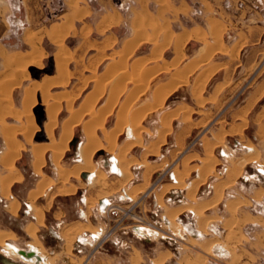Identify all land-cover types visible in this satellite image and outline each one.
I'll return each mask as SVG.
<instances>
[{"label":"crops","instance_id":"0c3cea01","mask_svg":"<svg viewBox=\"0 0 264 264\" xmlns=\"http://www.w3.org/2000/svg\"><path fill=\"white\" fill-rule=\"evenodd\" d=\"M77 1L78 0H61V11L59 13H54V11L51 9V5L55 6V1L52 0H0V82L4 81V89L7 90L8 88H10L12 90V92L11 90H9L10 92L8 93H11L9 96L11 97L12 103H7V101L4 102L2 100L5 90L3 88H1L3 91L0 89V96H2L0 97V106L2 105V107L0 108V115L6 113L5 111L8 112L9 110L10 112H15L16 110L21 111L22 109H24L23 107L26 104V92H34L33 90L35 89V86L27 87L29 83H22V86V84H18L20 83V81L18 82L17 80H24L27 75H38V77L36 76V80L33 81H37L39 82V84H42L45 81L46 83L50 82L57 75H63V73L60 72V67L67 63L71 75H74V58L69 61V57L74 56V49L76 46H70V44H68L69 40L73 38L78 32H85L86 30L92 29L94 34H99L100 30H108L109 27L111 28L112 26V30L115 32L125 30L126 32H124V34H121L120 37L122 41L120 45L114 49L112 55H106V59H108L107 62H105L106 66L104 70L100 71L99 75H141V78L146 80L148 82V85L146 87V90L143 89L141 91L142 93L139 92L136 95L137 98L139 96L143 97L147 95L150 90L149 87H151L161 77L165 78L166 75H169L166 80L163 79L159 81L158 84L153 88L152 101L146 102L145 105H143L149 106V108L151 109L148 110L149 112H147V115H149L143 121L144 127L147 126V118H150V116H154L155 113L160 110L166 103L167 99L169 100V98H171V96H173L174 94L179 95L178 97H180L181 95L179 101L186 100L194 106L203 107L207 103H211V100H208V98H204L202 96L205 86L207 85L209 80L212 79L209 85L210 87H212L211 85L215 84L216 91V87L218 86V84L223 83L225 79L224 75H228L229 66L234 64L233 60L235 61V59L232 58V55L236 53H238L240 58V62L235 65L236 71L241 72L243 70L242 65H245L243 74L263 75V77L260 79L257 85L245 95L243 100L244 102H242L234 111L238 113L240 118H243L248 113L250 114L249 117H252L254 114H256L257 118L260 117L259 115L264 109V8L256 9L249 3L245 4L243 0H241L243 2L242 5L239 6V0H230L232 9H227L224 6L225 0H199L202 13L200 14L199 18H195L193 14V5L188 0H133L128 13L131 24H128L126 26L124 23L121 25L113 24L116 23L119 15H124L121 10L114 6L113 0H96L95 2L88 3L87 5L85 3H78ZM158 1L162 4L164 3V5L160 7L161 5L158 3ZM262 1L264 2V0ZM93 13L99 15L98 20H92ZM178 20L179 22H177ZM64 25L66 26L63 29ZM62 31L63 34H61ZM140 31H143L142 33L145 34L143 35ZM228 32H232L230 41H228L227 39ZM139 33L142 34L141 37L139 36ZM213 34L215 35L213 36ZM135 37H137V39ZM58 38H61V41ZM62 38L64 41L62 40ZM57 39L59 42H57ZM42 42L43 46L41 47L40 45ZM181 42L182 44H180ZM178 47L181 49H177ZM156 50H158L159 53L154 52ZM226 50H230L231 54H228ZM40 55H42V57ZM58 55H61V57L58 58ZM23 59L24 61H22ZM38 60L41 61L39 62ZM133 63L134 65H132ZM21 64L23 65L21 66ZM192 66L194 68H192ZM108 67H111L112 70L108 69L106 71ZM121 71L125 72L126 74L123 72L121 73ZM180 71H184L185 73ZM210 71L213 72L211 73ZM201 72L204 73L201 74ZM16 74L22 76L18 77L16 76ZM11 76L14 77L13 79L17 77L16 80L12 81L13 79ZM192 77L194 85L192 91L183 94V91L187 86L186 84L189 80H192ZM200 77L201 80H199ZM5 78H11V81L10 79H7L5 81ZM173 79H178V81L176 80L177 83L175 82V80L172 81ZM213 79L215 81H213ZM166 83L168 85L173 83V86L175 87H173L172 85L168 86ZM6 86L8 88H5ZM132 87H134V85ZM167 88H170V94L164 100L163 104L157 105L155 101L157 92H159V90L167 91ZM52 89H54V87L50 89L51 94L57 93V91L53 92ZM130 89L132 90L133 88L130 87ZM35 92L37 100L36 105L39 104L38 108L42 109L45 112V115H41L40 119H38V123L41 126L45 127L46 122L48 121L47 104H45L42 99L41 91H38L37 89ZM213 93L215 94V92ZM210 94H212V92ZM203 101L205 103H202ZM52 102H54L53 98L50 99V103ZM7 105L9 106L7 107ZM155 105L156 108L154 107ZM101 106L102 105L99 104V107ZM185 107H187V111L185 110ZM35 109L36 108H33V111ZM67 109V104H65L64 110L66 111V113ZM182 110L186 113L185 117L187 119H189L188 117L192 114H194V116L196 117L197 115L195 114L200 112L194 111L192 108H189L186 105L179 107L178 111ZM178 114L179 113L166 115L168 118L164 116L163 124L165 126L169 125L168 130H171L170 123L171 121H173V118H175V120L173 121V125L176 131L180 132L185 127H187V121H185L187 119H184V116H181V118L176 117ZM9 117L12 118V116ZM200 119L201 117L195 120L199 121ZM13 120L14 122L19 121L18 119ZM62 120L63 118L61 119V121ZM255 121V119H252V123H254ZM257 124L258 123H255L254 126H256ZM83 127L84 126H82V124L76 126L79 132ZM242 127L243 125H240L238 127H234L233 130H242ZM260 127H262V125H258L256 127L258 130L255 131L249 128L250 137L252 138L254 145H251L250 142L246 143L241 141L242 139L239 137L228 138V142L231 148L237 149V151H241L243 149V155L240 157L241 160H239L240 158L233 160L231 162L232 165H228V170L226 166L223 170L221 168V165H226L225 158L233 157L234 153H231L229 155L223 148L220 149L219 156L222 159V162H219V169H222V175L220 179H217L212 183L207 182L209 177L213 174L218 160L214 153V147L205 144L204 154L206 156L204 155L199 157L197 155H194L187 158L188 160L186 159L185 161H188V165L183 163V169L179 170L178 172H174L175 180L169 177V179H171L173 183L165 185L159 194L154 195L151 203L152 210L149 213L150 217L167 228L176 239L179 236H182L181 234L173 230V224L175 223L178 216L179 221L183 224L195 223L196 228L202 231H205L209 224L218 227L219 229H221V231L223 229V232H211L208 236L204 235L203 237H193L200 246L199 248L202 249L200 250L198 255L193 254V256H191L189 254L190 259L187 258V264H264V178H260L261 181L259 184H254L253 182H243L244 177H249L251 181L253 180V178L255 177L254 166H259L262 170H264V132L260 130ZM1 128L2 126H0V130ZM120 135L123 136L120 142V148L128 140L135 139V133L132 127H127L126 130ZM148 137H150V135L147 133V131H145V138H143V142L146 147L149 145V143L154 142V140H150L148 139ZM158 137L159 134L157 135V138ZM75 138H78L77 135ZM165 138L166 140H172L171 136L168 137L166 136V134H163V139ZM223 138V136L219 137L217 143L222 142ZM3 140L4 138L2 139V141L0 139L2 151L6 150L7 148L6 142L4 144L2 143L5 141ZM20 141L22 143L28 144L27 139L26 137L24 138V136H22V139ZM234 141L242 143L243 146L241 148L235 147L233 145ZM85 142L86 141H84V143ZM164 144L165 143L162 140L161 145ZM145 145H143L144 147H136L135 149H133L132 152L129 153L130 156L143 161V153L146 150ZM32 147H34V145L29 147V150L33 152ZM154 153L155 152H152L150 154ZM69 154L70 152L67 154V157H69ZM210 155H212L215 159H213L212 162H206L205 160H208V157ZM22 156H24V158L27 157L26 151L22 152ZM161 158L162 156L155 158V156L152 155L151 159L156 160ZM191 159L195 161V164L189 166V161H192ZM115 160H117L116 156ZM242 163L244 164V166ZM136 164L138 163H135L134 165ZM47 165H49V168H52V171L50 172V175H52L51 177L57 178L59 175V168L53 160L51 152H49L48 154ZM212 165L215 167L212 168ZM141 166H145V169ZM141 166L131 168L132 174L134 173L132 175L131 181L127 183L126 187H124L125 185L121 186L127 193V196H125V198L131 199V193L133 192V190H135V187L139 188L138 192H141L144 191L145 187L149 184L148 178L153 166L147 164H143ZM210 166L212 167L209 168ZM245 166L246 169L243 171ZM188 168L189 171H187ZM161 169L162 168H160L159 170ZM55 170L57 172V175ZM206 170L211 171L210 174H207L209 172H205ZM103 171H105V169ZM119 171L120 173H115L113 171L110 173L106 172V174L109 175V178L115 176L117 180H121L123 176H121L120 169ZM193 171L195 172L193 173L194 175L192 181L190 182V184H188L186 182V178H188ZM251 173L254 174L251 176ZM11 174L14 173H10V175ZM16 175L18 176L19 174ZM134 175L136 177L135 180ZM180 178L183 179L181 180ZM140 179H143L144 182L136 184ZM117 180H111L110 183L116 184ZM145 182L148 183L146 184ZM19 184L20 183L18 182L14 184V188ZM192 187H195L194 190ZM201 187L203 189H209V192L212 190V193L208 195L199 193L198 197V191ZM89 189L103 190L104 188L91 187L90 184ZM171 189H178L171 194L173 195L175 193L178 197H181V202L178 203L177 201V203L170 208L167 214H162L158 216L159 219H157V215L159 214L158 212L161 207V202L163 201V196ZM184 190H186L185 194L182 195L181 193H183ZM218 190L221 193H218ZM10 191H12L10 195L4 196V194L2 193L0 180L1 195L5 199H9V204L7 203V205H4V207L6 208L7 212L11 216H13L17 215L20 212L21 201L17 195L13 194V189ZM118 191L119 190H115L113 192L116 193ZM189 191H191V193ZM75 194L77 193H71V195ZM217 194H220V196H218ZM100 197V199L105 197L110 202H112V197H109L107 192L101 193ZM219 197L221 198L219 199ZM24 199L30 202L35 207L33 208V214L35 218L30 220L29 224L32 223L36 225L37 228L36 235L34 237L28 233V227L30 225H27L25 227L26 235L32 238V241L27 247L33 248L34 246V248H36L37 250V253L42 255L44 253L42 252L43 249L39 245L37 239V231L38 224H42L44 221V215L43 220L39 222V220H37L35 212L38 209L37 206L34 205L35 203L29 197ZM216 199L218 200L217 202ZM16 201L19 204V208L18 211L14 213L11 211L10 205ZM198 206H201L202 208H197ZM207 209H209V216L204 218L201 223V217L195 216V214L201 215ZM60 211L63 212L59 206H56V208L53 209L50 215V219L53 221L61 220L62 218L58 216V213ZM173 211H175V214L173 213ZM102 212L104 213V211ZM65 215L66 213L63 212L62 216L64 217ZM166 218L168 219V223L166 222ZM89 221L90 218L85 215V219H71V221H67L64 225H71L77 222L88 223ZM83 226L85 225L76 227L72 237ZM41 230H45V227L42 225H40L39 227V232H41ZM130 230L133 231L131 228ZM59 231L60 235L63 238V242L65 243V241H67V245L64 246L65 252H71L73 248L71 242L72 237H70L69 235L67 237V240H65L60 229ZM103 231L105 230L97 231V236L95 238L89 235V237L86 239L96 240L98 234ZM134 234L145 243H151L150 241L148 242L143 239L137 233ZM41 237V239L45 240L43 236ZM173 237H167L163 236L162 234L153 233L150 236V239L151 241L160 238L175 240ZM237 237L241 239L240 242L237 240ZM86 239L82 237L76 239L77 241L75 243V247L79 248L80 246L84 245ZM57 243L60 244V242ZM124 244V242L121 243L119 245L120 248L124 246ZM234 246L236 247V250H233L232 247ZM119 251L117 252L119 253ZM171 251L169 249H162L161 251H159L156 254V258L154 260L156 264H171L170 262L172 261V256L169 255ZM103 255L104 256H101L93 264H118L115 261L118 254L104 253ZM44 257L45 261H49L46 255H44Z\"/></svg>","mask_w":264,"mask_h":264},{"label":"rangeland","instance_id":"374dc122","mask_svg":"<svg viewBox=\"0 0 264 264\" xmlns=\"http://www.w3.org/2000/svg\"><path fill=\"white\" fill-rule=\"evenodd\" d=\"M52 1H55V6L51 5V9L54 11V13L55 12L59 13L62 8L60 6L61 0H52ZM95 1L96 0H78L77 2L85 3L87 5L88 3H93ZM188 1H190L191 4L193 5L194 17L199 18L200 14L202 13L199 0H188ZM243 1L245 2V4L249 3L252 7L256 9L264 8V2L262 0H243ZM113 2H114V6L118 8L119 10H121L124 14L123 16L119 15L118 20L116 21V23H113V24L121 25L124 23L126 26L128 24H131L128 13L130 10V6L133 3V0H113ZM230 2H231L230 0L224 1V6L227 9H232L231 8L232 5L230 4ZM238 2H239V6H241L243 3L241 0H239ZM158 3L161 5L160 7L164 5V3L162 4L159 1ZM92 17H93L92 20L96 21L98 20L99 15L93 13ZM177 22H179V20ZM124 32H126V30L115 32L112 30V26L111 28L109 27L108 30H105V29L100 30L99 34H94L92 29L86 30L85 32H78L68 42L70 46H73V45L76 46L74 49V56L69 57V61L74 58L73 60V64H75L74 75H71V72L68 69V66H67L68 63H67V64H64L60 68V72L65 73L66 69L69 72L66 70L65 75H62V76L57 75L53 80L50 81L51 83L50 82H47L48 84L42 83L44 84L42 85V84H39V82L37 81H33V80H36V76L38 77V75H27V77H25L24 80L22 79L20 80L22 81L20 84L29 83L27 87L34 85L35 89L33 91H36L37 89L41 91L42 97H43L42 99L44 103L45 104L48 103L47 110L50 111V113L47 111V114L49 113L51 116L52 115L53 116L51 117L48 114V121L46 122V125H49V127L46 125L45 127H43L38 123L39 121L38 119H40L41 115H45V112L42 109L38 108L39 104L36 105L37 100H36L34 92L26 95V101H27L26 104L28 103V105L32 107L31 111H32V115L34 117V120H35L34 122L36 125V130L33 135V140L37 143L39 142L43 145L45 144L44 146L50 145V149H47L45 151V155H44L45 164L41 168V174H37L36 172H34L35 171L34 165L36 161L35 149H33L34 147H32V150L34 151L32 152L31 150H29V147H31L29 146V144L22 143L21 141H19L21 142V145L19 148L18 157L14 161L13 165L6 166L5 165L6 162L2 159V157L0 158V179L2 177H5V175L8 176V174L10 173H14L11 175H15V174L20 175V178L18 179V181L13 183L12 186L10 187V190L13 189V193L16 194L19 199L28 198V197L31 198L29 195H31V192L37 187L38 183L44 178L52 180V184H50V186H48L43 191L42 194H40L36 199L33 200V202L35 203L34 205H36L38 208H41L44 213V221L42 224H38V231H37V239H38L39 245L43 249L42 250V252L44 253L43 256L46 255L47 259H49L50 261L49 262L48 260H46L48 263L45 261L44 264H93L101 256H104L103 255L104 253L105 254L106 253L118 254L115 260L118 264H156V262L154 261L156 258V254L162 249H169L170 251L172 250L171 253H169V255L172 256V261L170 262L171 264H180V263L187 264L186 261H187V258L190 257L189 254L191 256H193V254L198 255L200 250L202 249V248H199L200 246L198 245L197 241L193 237H203L204 235L208 236L210 235L211 232H223V229L221 231V229H219L218 227L209 224V226H207L205 231H202L196 228L195 223L183 224L182 222L179 221L178 219L179 216H178L176 218L175 223L173 224V230L175 232H178L182 236H179L176 239L171 234V236L175 240H172V239L168 240L165 238H160L157 240L150 241L151 243H145L130 230V225L133 224L134 219L131 215H129V210L132 207H134V205H137L136 208L134 209L135 211L134 213H136V216H139V218L142 216L145 220H148V221L152 220L149 213L152 210L151 203H152V199L154 195L159 194L165 185L173 183V181L169 179V174L172 172L174 173L175 171L178 172L179 170H182L183 163L187 158L194 156V155H197L199 157L204 156L205 155L204 154L205 144H208L209 146H213L214 153L216 155L218 163L216 165L215 170L213 171V174L209 177L207 181V182L212 183L213 181L220 179L222 175V169H219L220 167L219 162H222V159L219 156L221 148H223L229 155L231 153H234L233 157L225 158V163H226L225 166L227 167V170H228V165L231 166L232 165L231 162L233 160H236L243 155V151H242L243 149L242 150L239 149L241 151H237V149L231 148L228 142V138L239 137L242 139L241 141L246 142V143L250 142L251 145H254V142L252 138L250 137V129H253L254 131L258 130L256 127L258 125H262V127H260V130L264 132V109L261 111L259 115L260 117L258 118L256 117V114H254L252 117H249L250 115L249 113L246 114L243 118H240L238 113L234 111L237 107H239V105L242 102H244L243 100H244L245 95L249 91H251L257 85L260 79L263 77V75L243 74L245 65H242L243 70L241 72L236 71L235 65L240 62L239 55L238 53H236L232 55V58L235 59V61L233 60L234 64L229 66L228 75H224L225 79L223 83L218 84V86L216 87V91H215V84L211 85L212 87H210L209 85L212 79H210L209 82L207 83L202 96L204 98H208V100H211V103H207L203 107L194 106L191 103L187 102L186 100L179 101V99L181 98V95L180 97H178L179 95L174 94L173 96H171V98H169V100L167 99L166 103L162 106L160 110H158L155 113L154 116H150V118H147V126L145 127L143 126L144 125L143 121L149 114L148 115L146 114V116L142 119L140 123V136H141L142 143L141 145L139 146L137 145L136 147H144L143 145L145 144L143 142L144 140L143 138H145V131H147V133L150 135L148 139L154 140V143L152 142L149 143L147 147L145 145L146 151L143 153V157L146 155L147 150L151 144H156L159 150H157V152L155 151L154 154L147 153V156H145L146 159H144L145 161H143L144 163L142 162V160H139L135 157L130 156L129 153H131L132 150L136 148L135 146L130 150L129 153H127L128 159H134V160L137 159V162H138L137 165H134L131 168H134L136 166H141L143 164L144 165L148 164L153 167L151 169V172L148 178L149 184L145 187L144 192L143 191L137 192L139 190H134L131 195V199H133L134 201H130L131 199L125 198L127 193L124 190V188H122L119 185L120 180L119 179L117 180L115 176L109 178V175L106 174V172L108 171L106 170L103 171L104 167L99 165V163L96 161V158L98 154L100 153V151H105L115 156L119 154L120 142L123 137L120 134H122L126 130L127 127H134L133 120L131 119V117H133L135 112H138L142 109L149 108V106L145 107L143 105H145L146 102L152 101L153 88L158 84L159 81L163 79L166 80L169 75H166L165 78L161 77L152 86L150 85L151 87H149L150 90L148 94L143 97L139 96L138 98L136 97V95L139 92H141V90L145 89L146 86L148 85V82L146 80L144 79L139 80L141 78V75H128V77L127 75H99L100 71L104 70L106 66L105 62H107L108 60L106 59V55H112V53L114 52V49L120 45L122 41L120 36L121 34H124ZM231 34L232 32H228V35H227L228 41H230ZM40 46L41 47L43 46V42L41 43ZM226 51L228 54L229 53L231 54L230 50H226ZM60 57L61 55H58V58ZM108 69L112 70L111 67H108L106 71ZM19 76L21 75H18V77ZM11 77L12 79L14 78L13 76ZM58 78H59V81H58ZM7 79L11 80V78H5V81ZM191 79L192 80H189L188 83L186 84L187 86L185 87L183 94L189 93L190 91H192V88L194 87L193 77ZM214 79L213 81H215ZM63 80L64 82L62 83L61 81ZM131 80L132 82H130ZM133 80L135 81L133 82ZM142 81H144L145 83ZM58 82L61 84L59 85ZM3 83L4 81L0 82V85H1L0 89L2 88ZM48 85L51 88L54 87V89H52L53 92L57 91V93H54L55 95L51 94L50 92L51 88ZM133 85L134 87L135 86L136 87L132 89L130 93L129 91L130 87L132 88ZM96 86H99V87L102 86V87L101 89H99ZM113 86L114 88H112ZM41 87H43L44 90ZM111 89H113L115 93L117 92L118 94L113 93L112 92L113 90ZM47 91L49 94L47 93ZM99 91H101L103 94H101V92L99 93ZM133 91H136V92H133ZM211 92L213 96L212 94H210ZM213 92H215V94ZM111 94H113L112 98H111ZM114 95H117L116 99H115L116 96L114 97ZM113 97H114V100H113ZM3 98H5V96H3ZM3 98L2 100L5 102L6 100ZM51 98H54L53 99L54 102L52 103H50ZM58 100L60 101V103ZM110 101H112L113 103H110ZM83 103L87 105L85 106ZM88 103L90 104L88 105ZM108 103L109 105L112 104L113 106H112L110 115L106 118L104 122L106 131L107 132L109 130L111 131L112 127L114 126V123H115V126L113 128L117 126V124L120 121L119 117L122 118L121 121H122L123 131L119 134L117 138L116 148L112 152H108L106 151V150H109V144L107 141L106 131H104L100 127V125L98 126L96 125L95 131H96L97 137L101 141L103 148L104 147L105 148L104 149L102 148V150H99L97 153L94 154L93 161H94V164L96 165V169L100 171L102 170L106 174L105 177L107 178V181L110 183L111 180L113 181L117 180L116 184L110 183V186L104 188L103 190H96V189L90 190L89 189V184H91L90 179L84 180L82 175H80L79 177L70 176L68 181H62L60 179V174L58 175L57 178L51 177L52 175H50V172L52 171V168H49V165H47V160H48L49 152L52 153V157L54 160V152H53L54 143L55 145L56 144L60 145L61 142L63 141V138H65L64 136L67 133L69 126H73L72 139L69 142L68 148H66L65 151L63 152L59 165L58 164L56 165L58 166V168L59 166L63 168L65 167L71 168V169L74 168L75 164H78L80 162V159L78 157L77 159L72 160L67 157V154L69 152L72 153V155L74 154V147L71 146V142H73L76 135L79 139L78 142L87 141L86 125H88L89 122L90 124H93L95 122L97 123L98 117H96L94 114L97 113V115H99L100 114L99 109L105 106L107 107L108 105L106 104ZM202 103H205V102L203 101ZM65 104H67V107L71 106L72 108H74L77 111V115L74 116L68 124L60 123L61 125L54 127L52 129L54 137L53 138L49 137L47 133V129L50 128V125L53 123L54 119L61 121V119L65 118L67 114L66 111L64 110ZM99 104L102 106L99 107ZM82 105L84 106L83 109L81 107ZM184 105L188 106L189 108H192L194 111H200V112L195 114L197 115L196 117L194 116V114H192L188 117L189 119H187L185 117L186 113L184 111H180V112L178 111L179 107L184 106ZM121 106L123 107L124 111ZM33 108H36V109L33 111ZM51 110L53 112H51ZM118 111L121 112V114ZM173 113L174 114L179 113L176 116L178 118H181V116H184V119H187L185 120L187 121V127H185L180 132L176 131L173 125L174 123L173 121L175 120V118H173V121L170 124L172 128L171 130H168V126H165L163 124L164 116L168 114H173ZM11 114L9 113L7 115L12 116ZM7 115H5L6 117L4 116L0 119V126H3L4 124L19 125L20 123H22L24 119L23 117L18 118L16 115H14L12 116V118L19 120L17 122L16 121L14 122V120ZM199 117H201V119L199 121H196L195 119ZM252 119H255L256 121L252 123ZM77 122L79 124H77ZM255 123H258V124L254 126ZM80 124H82V126L84 127L79 132L76 126H79ZM240 125H243L242 130H235V131L233 130L234 127H238ZM157 133L159 134L158 138H157V135H158ZM163 133L166 134V136L168 137L171 136L172 140H168V139L166 140V138L163 139ZM0 134L5 140V141L3 140L4 142L2 143L4 144L6 142L7 149H8L10 146V141H8L1 132ZM1 136H0V139L2 141L3 138ZM22 136H24V138L26 137L25 133H23L20 130V132L17 134V139L21 140ZM222 136L224 137L222 142L217 143L219 137H222ZM136 138L137 136L135 137V139ZM161 139L164 141L165 143L164 145H161L160 143L162 141ZM77 145L78 143L74 146H77ZM4 151H2V147H1L0 152L2 153ZM23 151H26L27 157L25 158L24 156H22ZM152 155L154 156L156 155L155 158H158L159 156L160 157L162 156V158L152 160L151 159ZM205 161L208 162V160H205ZM187 163L188 161L184 164H187ZM193 164H195V161L193 160L189 161V166ZM141 167H144L145 169V166H141ZM160 168L162 169L159 170ZM245 169H246V166L244 167L243 171ZM160 172L161 174H158ZM165 172L167 174L163 176L162 174L163 173L165 174ZM194 172L195 171H193L191 175L188 178H186V182L188 184H190V182L192 181ZM253 174L254 173H251L250 175L252 176ZM56 175H57V172H56ZM135 179L136 177L134 178V180ZM182 179L183 178H181V180ZM17 182L20 183L18 185L20 187L15 190L14 184H16ZM143 182L144 180L140 179L139 181H137L136 184L143 183ZM72 185L74 186L76 185L75 186L76 189L73 192L66 194L60 191L63 189V187H71ZM10 190H9L8 195L12 193V191ZM115 190H119V191L115 193L113 192ZM177 190L178 189H171L163 196V201L161 203V207L158 212L159 214L157 215V219H159L158 216L162 214H167L170 208L177 203L178 199L176 198V194H173V195L171 194L172 192L177 191ZM208 190L209 189L207 188L203 189L201 187L198 191V197H199V193H202L205 195L211 194L212 190L210 192ZM78 191H83L81 193L82 200L84 201V203H82V206L84 209H86L85 215L88 218H90V221L88 223L77 222L71 225L66 224L63 227H60V230L65 240H67V237L69 235L70 237H72L73 232H75L76 227H79L80 225H85L80 230H78V232H76V234H74V236L71 238L73 248L71 252L67 253L64 250V246L67 245L66 244L67 241H65V243L62 242L59 244L53 241L52 239H50L48 236V233L46 230L47 228L45 224L48 225V223H46V219L50 217L53 209H55L56 206H59L61 210L66 213L67 217H70L72 219L76 211L75 202L78 201V198H77ZM185 191L186 190H184L183 193L181 194L182 195L185 194ZM103 192H107L108 196L112 197V202L114 203V207H116L118 211L120 210L119 213L117 210H115L117 212H109V211L105 212L104 211L103 213L102 210L99 209L98 205L100 201V195ZM71 193H77V194L71 195ZM21 207H22V204H20V208ZM208 210L209 209L204 211L201 215L195 214V216L201 217V223L204 218L209 216ZM63 212L60 211L58 213V216L63 218L62 216ZM127 213L128 215H126ZM118 216L122 218H121L120 224L116 226V221H117L116 219ZM15 218L17 220H14ZM30 220L32 219L21 218L19 216V213L17 215L11 216L7 212L5 207L0 204V233L3 232L7 234L8 239L6 242H12L15 245H17V247L19 246L21 248H26L29 245V243L32 241V238L26 235V232H25V227L29 224ZM155 222L158 223L157 221ZM158 224L160 225V223ZM40 225L44 226L45 230H41V232H39ZM99 230H105L106 232L112 231V236L106 239V241H104L100 245H98L97 241L95 240L86 239L89 237V235L95 238L97 236L96 233ZM41 236H43L45 240L41 239L42 238ZM79 237L85 238L86 240H85L84 245H82V247L80 246L79 249H76L75 243L77 241L76 239H78ZM241 239H242V236H241ZM241 239L237 237V240L239 242ZM123 242L125 244L124 246L120 248L119 245ZM5 243L2 245L0 244V259H8L10 261H14L19 264H38L34 260H28L26 258H22L17 253L10 252L8 249L5 248ZM54 248H56V250ZM232 248L233 250H236L235 246ZM117 251H119V253ZM185 255H188V256H185ZM41 263L43 264V262ZM0 264H3L2 261H0Z\"/></svg>","mask_w":264,"mask_h":264},{"label":"bare ground","instance_id":"6f19581e","mask_svg":"<svg viewBox=\"0 0 264 264\" xmlns=\"http://www.w3.org/2000/svg\"><path fill=\"white\" fill-rule=\"evenodd\" d=\"M83 10V9H82ZM137 17V16H136ZM56 25V24H55ZM65 26L66 25H64V27H63V29L65 28ZM68 26V25H67ZM68 28V27H67ZM165 30V29H164ZM61 31V30H60ZM59 31V32H60ZM59 32H58V34H59ZM141 33L143 32V31H140ZM68 33V32H67ZM139 33L140 35V37H141V35L143 34H145V33ZM61 34H63V31H62V33ZM136 35V34H135ZM187 35V34H186ZM196 35V34H195ZM215 34H213V36H214ZM138 36V35H137ZM180 36V35H179ZM58 37V36H57ZM61 37H64V36H61ZM136 39H137V37H135ZM187 38V37H186ZM59 39V38H58ZM58 39H57V42H59L58 41ZM61 39V38H60ZM59 39V40H60ZM145 39V38H144ZM183 39H185V38H183ZM62 40H63V38H62ZM140 40V39H139ZM61 41V40H60ZM64 41V40H63ZM186 41V40H185ZM176 42H177V40H176ZM178 42H179V40H178ZM183 42V41H182ZM182 42L180 43V44H182ZM124 45V44H123ZM129 45V44H128ZM127 45V46H128ZM137 45V44H136ZM166 45V44H165ZM178 45V44H177ZM184 45V44H183ZM216 45V44H215ZM126 46V47H127ZM132 47V46H131ZM210 47V46H209ZM157 48V47H156ZM128 49V48H127ZM135 49V48H134ZM177 49H181V48H177ZM206 49V48H205ZM159 50V49H158ZM158 50H156V51H154V52H158L159 53V51ZM181 51V50H180ZM222 51V50H221ZM121 52V51H120ZM129 52V51H128ZM64 54V53H63ZM130 54V53H129ZM205 54V53H204ZM13 55V54H12ZM31 55V54H30ZM161 55V54H160ZM29 56V55H28ZM27 56V57H28ZM41 57H42V55H40ZM35 57H38V56H35ZM144 58H146V57H144ZM178 58V57H177ZM202 58V57H201ZM37 59V58H36ZM62 59V58H61ZM125 59V58H124ZM26 60V59H25ZM32 60V59H31ZM17 61V60H16ZM22 61H24V59L22 60ZM39 61V60H38ZM41 61V60H40ZM39 61V62H40ZM150 61V60H149ZM174 61V60H173ZM180 61V60H179ZM200 61V60H199ZM19 62H20V59H19ZM39 62H38V64H39ZM23 63V62H22ZM67 63V62H66ZM31 64V63H30ZM116 64H118V63H116ZM174 64V63H173ZM23 64H21V66H22ZM132 65H134V63L132 64ZM175 65V64H174ZM19 66V65H18ZM17 66V67H18ZM25 66V65H24ZM121 66H123V65H121ZM62 67V66H61ZM60 67V68H61ZM15 68V67H14ZM21 68V67H20ZM189 68V67H188ZM192 68H194L193 66H192ZM211 68V67H210ZM65 70V69H64ZM64 70H63V72H64ZM67 70V69H66ZM66 70H65V73H66ZM146 70V69H145ZM149 70V69H148ZM192 70V69H191ZM194 70V69H193ZM68 71V70H67ZM185 71V70H184ZM184 71H180V72H184ZM187 71V70H186ZM189 71V70H188ZM206 71V70H205ZM209 71V70H208ZM214 71V70H213ZM212 71V72H213ZM69 72V71H68ZM123 71H121V73H122ZM149 72V71H148ZM193 72V71H192ZM191 72V73H192ZM211 72V71H210ZM211 72V73H212ZM18 73V72H17ZM65 73H63V75L65 74ZM123 73H125V72H123ZM175 73V72H174ZM185 73V72H184ZM204 73V72H203ZM202 72H201V74H203ZM61 74V73H60ZM126 74V73H125ZM147 74V73H146ZM189 74H190V72H189ZM7 75H9V74H7ZM16 76H18L17 74H16ZM22 76V75H21ZM59 76V75H58ZM62 76V75H61ZM67 76V75H66ZM173 76H175V75H173ZM201 76V75H200ZM202 76H204V75H202ZM209 76V75H208ZM20 77V76H19ZM120 77V76H119ZM123 77V76H122ZM127 77H128V75H127ZM177 77V76H176ZM188 77V76H187ZM186 77V78H187ZM69 78V77H68ZM208 78V77H207ZM206 78V79H207ZM63 79H65V78H63ZM109 79V78H108ZM134 79V78H133ZM143 78H140L139 80H142ZM150 79V78H149ZM9 80V79H8ZM14 80H16V78L15 79H13L12 81H14ZM175 79H173L172 81H174ZM177 81H178V79H176ZM175 80V82L177 83V81ZM198 80V79H197ZM196 80V81H197ZM199 80H201V77H200V79ZM11 81V80H10ZM18 82L20 81V80H17ZM58 81H59V78H58ZM68 81V80H67ZM135 80H133V82H134ZM150 81V80H149ZM185 81V80H184ZM183 81V82H184ZM18 82H15V83H18ZM22 81H20V83H21ZM56 82H57V80H56ZM62 83L64 82V80L63 81H61ZM119 82V81H118ZM127 82V81H126ZM131 82H132V80H131ZM137 82V81H136ZM135 82V83H136ZM142 82H144V81H142ZM182 82V83H183ZM187 82V81H186ZM14 83V82H13ZM20 83H18V84H20ZM44 83H46V81L44 82ZM51 83V82H50ZM49 83V84H50ZM59 83V82H58ZM88 83V82H87ZM117 83V82H116ZM145 83V82H144ZM174 83V82H173ZM173 83L172 84H170V85H168L167 83V85L168 86H173ZM180 83V82H179ZM185 83V82H184ZM183 83V84H184ZM17 84V85H18ZM48 84V83H47ZM53 84H54V82H53ZM61 83H59V85H60ZM141 84H143V83H141ZM166 84H165V86H166ZM181 84V83H180ZM11 85V84H10ZM21 85V84H20ZM36 85V84H35ZM42 85H44V84H42ZM55 85H57V84H55ZM103 85V84H102ZM105 85V84H104ZM136 85V84H135ZM145 85V84H144ZM1 86V85H0ZM5 86V85H4ZM12 86V85H11ZM15 86V85H14ZM13 86V87H14ZM34 86V85H33ZM49 86V85H48ZM53 86V85H52ZM138 86V85H137ZM161 86V85H160ZM159 86V87H160ZM39 87V86H38ZM50 87V86H49ZM97 88H99V89H101V87H99V86H96ZM116 87H118V86H116ZM136 87V86H135ZM135 87H132L133 89L135 88ZM147 87V86H146ZM173 87H175V86H173ZM206 87V86H205ZM2 88H3V85H2ZM5 88H8L7 86L5 87ZM42 89H43V87H41ZM45 88V87H44ZM51 88V87H50ZM49 88V89H50ZM112 88H114V86L112 87ZM163 88H165V87H163ZM4 89V88H3ZM34 89V88H33ZM141 89V88H140ZM139 89V90H140ZM161 89V88H160ZM169 89L170 88H167L166 90L167 91H160L159 90V92H157V94H156V103H157V105H161V104H163V102H164V100L168 97V95L170 94V91H169ZM2 90V89H1ZM0 90V91H1ZM5 91H4V93H3V96H5V98H3V99H5L6 101H7V103H11V99H10V94H8L10 91L9 90H11L10 88H8L7 90L6 89H4ZM28 90V89H27ZM26 90V91H27ZM44 90V89H43ZM111 90H113V89H111ZM121 90V89H120ZM131 90V89H130ZM137 90V89H136ZM144 90H146V88L144 89ZM3 91V90H2ZM25 91V92H26ZM39 91V90H38ZM102 91V90H101ZM101 91H99V93L101 92ZM119 91V90H118ZM142 91V90H141ZM11 92H12V90H11ZM113 93H115V91L113 90L112 91ZM121 92V91H120ZM133 92H136V91H133ZM145 92V91H144ZM32 92L30 91V94H31ZM47 93H48V91H47ZM117 93V92H116ZM115 93V94H116ZM130 93H131V91H130ZM142 93V92H141ZM26 94H29V93H27L26 92ZM34 94L36 95V92L34 91ZM49 94V93H48ZM94 94H95V92H94ZM101 94H103L102 92H101ZM118 94V93H117ZM195 94V93H194ZM98 95V94H97ZM131 95H133V94H131ZM134 95H135V93H134ZM59 96V95H58ZM90 96H91V94H90ZM89 96V97H90ZM93 96V95H92ZM100 96H102V95H100ZM112 96H113V94H111V98H112ZM116 96V97H115ZM195 96H196V94H195ZM195 96H193V97H195ZM0 97H2V96H0ZM36 97V96H35ZM50 97H51V95H50ZM88 97V98H89ZM114 97H115V99L117 98V95H114ZM114 97H113V100H114ZM118 97H119V95H118ZM197 97V96H196ZM23 98H25V97H23ZM43 98V97H42ZM87 98V99H88ZM111 98H109V99H111ZM26 99V98H25ZM25 99H24V101H25ZM54 99V98H53ZM108 99V100H109ZM46 100V99H45ZM56 100H57V98H56ZM71 100V99H70ZM59 101V100H58ZM85 101V100H84ZM88 101V100H87ZM27 102V101H26ZM116 102V101H115ZM59 103H60V101H59ZM86 103V102H85ZM110 103H113L112 101H110ZM0 104H1V102H0ZM24 104V103H23ZM35 104V103H34ZM46 104H48V103H46ZM84 104V103H83ZM90 103H88V105H89ZM94 104V103H93ZM153 104V103H152ZM154 104H155V102H154ZM70 105V104H69ZM72 105V104H71ZM85 105V104H84ZM87 105V104H86ZM85 105V106H86ZM106 105H108L106 108L105 107H102V108H100L99 109V112H100V114L99 115H97V113H95L94 115L96 116V117H98V119H97V123L95 124V123H93V124H90V122H89V124L88 125H86V133H87V136H86V138H87V141L83 144V146L81 147V156H80V162L78 163V164H75V167L74 168H63V167H61V166H59V174H60V179L62 180V181H68V179H69V177L70 176H74V177H79L80 175H83V173H89L90 175V177H89V179H90V181H91V187H100V188H106V187H108V186H110V183L107 181V178L105 177V173L101 170H97L96 169V165L94 164V161H93V156H94V154L95 153H97L99 150H102V148H103V145H102V143H101V141L99 140V138L97 137V134H96V131H95V128H96V125L98 126V125H100V127L104 130V131H106V128H105V126H104V122H105V120H106V118L110 115V113H111V110H112V104H110L109 105V103L108 104H106ZM9 105H7V107H8ZM92 106V105H91ZM2 107V105L0 106V108ZM82 107V109H83V105L81 106ZM80 107V108H81ZM93 107V106H92ZM122 107V106H121ZM142 107V106H141ZM146 107V106H145ZM155 108H156V105L154 106ZM24 109H22L21 111H18V110H16L15 112H13V111H11L10 112V110L7 112V111H5L6 113H4V114H2V115H0V118H2V117H4L5 115H7V114H11L12 116H14V115H16L18 118H21V117H23L24 119H23V121H22V123L20 124V125H15V124H4L3 126H2V128H1V132H2V134H3V136L8 140V141H10V146H9V148L6 150V151H4L2 154H1V157H2V159L6 162V166H8V165H13L14 164V161L16 160V158L18 157V153H19V148H20V145H21V142H19L20 140H18L17 139V134L20 132V130L23 132V133H25V135H26V139H27V143L29 144V145H34V148L33 149H35V155H36V161H35V165H34V170H35V172L37 173V174H41V168H42V166L45 164V151L47 150V149H50V145L49 146H44L43 144H37V143H35V141L33 140V135H34V133H35V130H36V125H35V120H34V117H33V115H32V111H31V106H29L28 105V103L27 104H25V106L23 107ZM87 108V107H86ZM125 108V107H124ZM152 108V107H151ZM154 108V109H155ZM4 109V108H3ZM6 109V108H5ZM12 109V108H11ZM121 109V108H120ZM122 109H123V107H122ZM139 109V108H138ZM150 108H148V109H142V110H140V111H138V112H135V114L133 115V117H131V119L133 120V125H134V127H132L133 128V131H134V133H135V137L137 136V138L136 139H132L131 141L130 140H128L127 142H125L122 146H121V148L119 149L120 151H119V154L118 155H116V161H117V163H118V169H120L121 170V176H123L122 177V179L120 180V182H119V185L120 186H124V187H126V185H127V183H129L130 181H131V179H132V172H131V167L135 164V163H138L137 162V159L136 160H134V159H128L127 158V153H129L130 152V150L135 146H139V145H141V143H142V140H141V136H140V123H141V121H142V119L146 116V114H147V112H149L148 110H149ZM176 109V108H175ZM187 109V107H185V110ZM2 110V109H1ZM8 110V109H7ZM92 110H93V108H92ZM91 110V111H92ZM151 110V109H150ZM153 110V109H152ZM189 110V109H188ZM48 111V110H47ZM123 111H124V109H123ZM136 111V110H135ZM183 111V110H182ZM187 111V110H186ZM49 113H50V111H48ZM51 112H53L52 110H51ZM89 112V111H88ZM93 112V111H92ZM119 112V111H118ZM134 112V111H133ZM180 112V111H179ZM48 113V114H49ZM87 113V112H86ZM94 113V112H93ZM120 114H121V112H119ZM118 113V114H119ZM124 113V112H123ZM122 113V114H123ZM197 113V112H196ZM52 114V113H51ZM119 114V115H120ZM50 115V114H49ZM77 115V111L74 109V108H72L71 106L70 107H68V109H67V116L65 117V118H63V120L62 121H60V120H57V119H54V121H53V123L50 125V128H48L47 129V133H48V135H49V137H54L53 136V131H52V129L54 128V127H57V126H59V125H61L60 123H63V124H68L69 122H70V120L74 117V116H76ZM169 115V114H168ZM51 116V115H50ZM53 116V115H52ZM51 116V117H52ZM132 116V115H131ZM6 117V116H5ZM80 117V116H79ZM118 117V116H117ZM125 117V116H124ZM171 117V116H170ZM170 117H169V119H170ZM54 118V117H53ZM94 118V117H93ZM130 118V117H129ZM166 118H168L167 116H166ZM119 119H120V121H119V123L117 124V126L115 127V128H112V129H114V130H112L111 129V131L109 132H107L106 131V134H107V141H108V144H109V150H106V151H108V152H112L115 148H116V146H117V138H118V136H119V134L123 131V126H122V121H121V119L122 118H120L119 117ZM3 120V119H2ZM91 120V119H90ZM127 120V119H126ZM131 120V121H132ZM167 120V119H166ZM128 121V120H127ZM126 121V122H127ZM130 121V120H129ZM117 122V121H116ZM125 122V121H124ZM172 122V121H171ZM49 123H51V122H49ZM62 124V125H63ZM77 124H79L78 122H77ZM76 124V125H77ZM171 124V123H170ZM127 125V124H126ZM192 125V124H191ZM46 126H48L49 127V125H46ZM131 126V125H130ZM169 126V125H168ZM170 128V127H169ZM170 129H172V128H170ZM136 130V131H135ZM103 132V131H102ZM170 132V131H169ZM166 133V132H165ZM133 134V133H132ZM164 134V133H163ZM64 135V134H63ZM72 136H73V126H69V129H68V131H67V133L65 134V138H63V141L61 142V144L60 145H58V144H56L55 145V143H54V146H53V152H54V160H55V162H56V164H58L59 165V163H60V159H61V157H62V155H63V152L65 151V149L66 148H68V145H69V142H70V140L72 139ZM51 138V139H52ZM106 139V138H105ZM162 140V139H161ZM162 142V141H161ZM160 142V143H161ZM154 143V142H153ZM156 143V142H155ZM52 144V143H51ZM53 145V144H52ZM249 145H250V143H249ZM52 148V147H51ZM105 148V147H104ZM103 148V149H104ZM211 149V148H210ZM213 149V148H212ZM254 149V148H253ZM157 150H159L158 149V146L156 145V144H151L150 146H149V148H148V150H147V153L148 154H150V153H152V152H157ZM146 151V150H145ZM212 151V150H211ZM34 152V151H33ZM147 153H146V155L145 156H147ZM255 154V153H254ZM250 155V154H249ZM145 156L143 157V161H145L144 159H146L145 158ZM156 156V155H155ZM206 156V155H205ZM246 156V155H245ZM253 156V155H252ZM257 157H259V156H257ZM257 157H256V159H257ZM187 158V157H186ZM194 158V157H193ZM197 158V157H196ZM205 158V157H204ZM243 158V157H242ZM247 158H248V156H247ZM250 158V157H249ZM213 159H215V158H213V156L212 155H210L209 157H208V161L209 162H212L213 161ZM239 159V158H238ZM188 160V159H187ZM192 160V159H191ZM239 160H241V158L239 159ZM244 160V159H243ZM142 161V162H143ZM187 161H184V163H186ZM237 162V161H236ZM247 162V161H246ZM144 163V162H143ZM217 163V162H216ZM234 163V162H233ZM140 164V163H139ZM243 164V163H242ZM137 165V164H136ZM148 165V164H147ZM188 165V164H187ZM216 165V164H215ZM162 166V165H161ZM213 166V165H212ZM212 166H210L209 168H211ZM243 166H244V164H243ZM185 167H186V165H185ZM195 167V166H194ZM193 167V168H194ZM204 167V166H203ZM215 166H213L212 168H214ZM12 168V167H11ZM192 168V167H191ZM198 168V167H197ZM208 168V167H207ZM196 169V168H195ZM206 169V168H205ZM177 170V169H176ZM209 170V169H208ZM230 170V169H229ZM232 170V169H231ZM241 170V169H240ZM146 171V170H145ZM187 171H189V168H188V170ZM192 171V170H191ZM233 171V170H232ZM204 172V171H203ZM205 172H209V173H207V174H210V172L211 171H205ZM181 173V172H180ZM188 174V173H187ZM205 174V173H204ZM232 174V173H231ZM236 174V173H235ZM235 174H233V175H235ZM165 174H163V176H164ZM181 175H183V174H181ZM181 175H180V177H181ZM206 176V175H205ZM147 177V176H146ZM237 177V176H236ZM20 178V175H8V176H5V177H2L0 180H1V187H2V193L4 194V196H7L8 194H9V190H10V187L12 186V184L13 183H15L16 181H18V179ZM48 178V177H47ZM59 179V180H60ZM88 179V180H89ZM181 179V178H180ZM204 179H205V177H204ZM145 180H146V178H145ZM235 180V179H234ZM61 181V182H62ZM89 181V182H90ZM179 181V180H178ZM146 183V182H145ZM148 183V182H147ZM146 183V184H147ZM224 183V182H223ZM50 184H52V180L51 179H46V178H44L43 180H41L39 183H38V185H37V187L31 192V195H29L31 198L30 199H32V201L34 200V199H36L40 194H42L43 193V191L48 187V186H50ZM89 184V183H88ZM222 184V183H221ZM90 185V184H89ZM174 185H178V184H174ZM217 185H219V184H217ZM76 186V185H75ZM74 185H72L71 187H63V189L62 190H60L62 193H70V192H73L75 189H76V187H75ZM145 186V185H144ZM225 187V186H224ZM224 187H223V189H224ZM193 188V187H192ZM191 188V189H192ZM195 188V187H194ZM194 188H193V190H194ZM198 188V187H197ZM218 188V187H217ZM220 188V187H219ZM135 190L136 189H138L139 190V188H134ZM190 189V190H191ZM222 190V189H221ZM134 191V190H133ZM165 191V190H164ZM163 191V192H164ZM217 191V190H216ZM219 191V190H218ZM138 192V191H137ZM144 192V191H143ZM190 193H191V191H189ZM194 193V192H193ZM218 193H221L220 191L218 192ZM223 193V192H222ZM30 194V193H29ZM132 194V193H131ZM191 195V194H190ZM218 195V194H217ZM104 196V195H103ZM192 196V195H191ZM190 196V197H191ZM195 196V195H194ZM193 196V197H194ZM218 196H220V194L218 195ZM222 196V195H221ZM101 198V197H100ZM221 197H219V199H220ZM160 199V198H159ZM131 200H133V199H131ZM136 200V199H135ZM215 201V200H214ZM218 200L216 199V202H217ZM162 203V202H161ZM9 204V203H8ZM191 207V206H190ZM201 207V206H200ZM199 206L197 207V208H200ZM18 208H19V204H18V202L16 201V202H14V203H12L11 205H10V209H11V211L12 212H14V213H16L17 211H18ZM33 208H35L34 206H33ZM38 208V207H37ZM202 208V207H201ZM35 211V210H34ZM36 212V216H37V220H39V222H41L42 220H43V215H44V213H43V210L41 209V208H38L37 209V211H35ZM173 213L175 214V211H173ZM170 215V214H169ZM173 215V214H172ZM31 223V222H30ZM32 224V223H31ZM28 224V225H30L29 227H28V233L31 235V236H34L35 237V235H36V225H34V224ZM142 230H143V232L145 233V234H147L149 237L153 234V233H157V234H161L159 231H157V230H155V229H153V228H151V227H149V226H145V225H143L142 226ZM8 233V232H7ZM11 233V232H10ZM104 233V231L103 232H101L100 234H98V237H100L102 234ZM136 233V232H135ZM138 234V233H137ZM139 235V234H138ZM12 236V235H11ZM139 236H141V235H139ZM7 237V234L6 233H3V232H1L0 233V244H3L4 242H5V240L8 238H6ZM97 237V238H98ZM97 238H96V240H97ZM7 243V242H6ZM5 243V244H6ZM67 244V243H66ZM15 245V244H14ZM16 246V245H15ZM69 246V245H68ZM17 247V246H16ZM67 247V246H66ZM18 248V247H17ZM6 249H8V248H6ZM18 249H21V248H18ZM9 251H11V252H14V253H17L19 256H21L22 258H26V259H28V260H33V259H36L37 260V262L38 261H41V257H40V255L37 253V251L34 249V248H32V250L34 251V254H33V256L31 257V258H28L27 256H23V255H21V254H19L16 250H14V249H8ZM44 258V260H43V262H45V257H43Z\"/></svg>","mask_w":264,"mask_h":264},{"label":"flooded vegetation","instance_id":"af4514ba","mask_svg":"<svg viewBox=\"0 0 264 264\" xmlns=\"http://www.w3.org/2000/svg\"><path fill=\"white\" fill-rule=\"evenodd\" d=\"M78 138L76 139V143L75 145L78 143ZM233 145L235 147H242L243 144L242 143H239V142H236L234 141L233 142ZM0 146H1V143H0ZM1 148V147H0ZM70 159L74 160V159H77L78 157H76L74 154L72 155V153L69 154V157ZM115 158V155H112V154H109L105 151H101L97 158H96V161L99 163L100 166H103L105 170H107L109 173L110 172H113V171H116L118 170V163L117 161L114 160ZM221 168L224 170L225 169V165H221ZM254 169H255V177L253 178V180L251 181L249 177H244L243 178V182L245 183H248V182H253L254 184H259L260 183V178H264V171L261 169V167L259 166H254ZM90 177V176H89ZM89 177L87 178H84L85 180H87ZM20 186H16L15 187V190L17 188H19ZM83 191H79L78 192V201L75 202V206H76V211H75V214L73 215L72 219L75 218V219H85V209L83 208L82 206V203H84V201L82 200V197H81V193ZM14 194V193H13ZM175 194V193H174ZM16 195V194H14ZM176 198L178 199V203L181 202V199L176 195ZM11 200V199H10ZM183 200V199H182ZM9 199H5L2 195H1V192H0V204L1 205H7ZM20 201H21V204H22V207L20 209V212H19V216L21 218H24V219H34L35 216L33 214V205L26 201L24 198H20ZM98 207L100 208V206L98 205ZM6 209V208H5ZM14 220H17L16 218ZM67 221H71V218L70 217H67V215H65L61 220L59 221H53L49 218L46 219V223H48V225L46 224V228H47V233L48 235L50 236V239L52 238L53 240H55L56 242H60L62 243L63 242V238L62 236L60 235V227H62ZM92 237V236H91ZM8 239V238H7ZM7 239L5 240V242L7 241ZM4 242V243H5ZM3 243V244H4ZM12 243V242H11ZM14 244V243H12ZM2 245V244H1ZM82 247V246H81ZM6 248V247H5ZM28 248V249H27ZM25 248V250H29L31 247H27ZM34 248V246H33ZM36 250V248H34ZM56 250V248H54ZM76 249H79L76 247ZM37 251V250H36ZM11 252V251H10ZM39 254V253H38ZM40 257H41V261H38L36 259H33L36 263L38 264H42L41 262H43L44 260V256L43 254H39ZM44 264V262H43Z\"/></svg>","mask_w":264,"mask_h":264},{"label":"water","instance_id":"95a60500","mask_svg":"<svg viewBox=\"0 0 264 264\" xmlns=\"http://www.w3.org/2000/svg\"><path fill=\"white\" fill-rule=\"evenodd\" d=\"M77 141H76V138L73 140V142L71 143V146L72 147H74V155L75 156H78L79 157V159H80V156H81V147L83 146V143H84V141H80V142H78V145L77 146H74L75 145V143H76ZM246 149H248V148H246ZM114 160H115V158H114ZM116 161V160H115ZM264 171V170H263ZM115 173H120V171H119V169L118 170H116V171H114ZM159 174V173H158ZM89 173H83V177L84 178H87V177H89ZM169 177L171 178V179H174L175 180V176H174V173L172 172V173H170L169 174ZM100 208H101V210L102 211H106L107 210V207H108V205H109V200L107 199V198H102V199H100ZM166 222L168 223V219L166 218ZM133 231L134 232H136V233H138L139 235H141V237L143 238V239H145L146 241H151V239H150V237L147 235V234H145L144 232H143V230H142V228L141 227H139V226H135L134 228H133ZM5 247L6 248H8V249H14V250H16L19 254H21V255H23V256H27L28 258H31L32 256H33V254H34V251L32 250V248H30L29 250H25V249H18L14 244H12L11 242H7L6 244H5ZM0 261H2V263L3 264H19V263H16V262H14V261H10V260H8V259H0Z\"/></svg>","mask_w":264,"mask_h":264},{"label":"built area","instance_id":"2783aa9c","mask_svg":"<svg viewBox=\"0 0 264 264\" xmlns=\"http://www.w3.org/2000/svg\"><path fill=\"white\" fill-rule=\"evenodd\" d=\"M159 174H161V172ZM166 174L167 173L165 172V175ZM130 201H134V200H130ZM136 206L137 205H134V207H132L129 210V215H131L133 217V219H134L133 224L130 225V228L132 230H133V228L135 226H139V227L142 228V226L145 225V226H149V227H151V228L159 231L163 236H167V237H170L171 236V233H170V231L167 228H165L161 224L159 225L153 219L148 221V220H145L141 215H140L141 216L140 218H139V216H136V213H134L135 212L134 209L136 208ZM115 210H117V209H116V207H114V203L109 201V205H108L107 210L105 212H107V211H109V212H117L118 211V210L117 211H115ZM119 211H118V213H119ZM115 214H117V213H115ZM126 215H128V213ZM121 218L122 217H119V216L117 217V219H116L117 220L116 221V226H118L120 224ZM132 232L135 233L134 231H132ZM111 236H112V231H107V232L104 231V233L100 237H98L97 240H95V241H97L98 245H100L104 241H106V239L110 238Z\"/></svg>","mask_w":264,"mask_h":264}]
</instances>
